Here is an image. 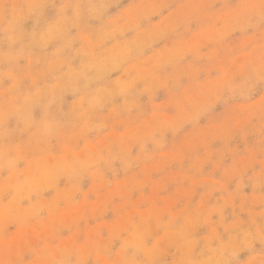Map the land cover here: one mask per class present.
<instances>
[{
    "label": "rangeland",
    "instance_id": "rangeland-1",
    "mask_svg": "<svg viewBox=\"0 0 264 264\" xmlns=\"http://www.w3.org/2000/svg\"><path fill=\"white\" fill-rule=\"evenodd\" d=\"M0 264H264V0H0Z\"/></svg>",
    "mask_w": 264,
    "mask_h": 264
},
{
    "label": "bare ground",
    "instance_id": "bare-ground-1",
    "mask_svg": "<svg viewBox=\"0 0 264 264\" xmlns=\"http://www.w3.org/2000/svg\"><path fill=\"white\" fill-rule=\"evenodd\" d=\"M254 230V229H253ZM236 240V239H235Z\"/></svg>",
    "mask_w": 264,
    "mask_h": 264
}]
</instances>
